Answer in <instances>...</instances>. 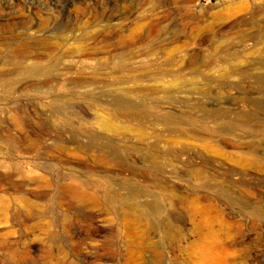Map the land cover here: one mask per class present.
<instances>
[{
    "label": "rangeland",
    "instance_id": "obj_1",
    "mask_svg": "<svg viewBox=\"0 0 264 264\" xmlns=\"http://www.w3.org/2000/svg\"><path fill=\"white\" fill-rule=\"evenodd\" d=\"M160 2L0 0V26L26 22L33 29H44V35L59 44L43 63L53 66L48 75L15 76L14 68L0 63V76H8L7 86L0 81L1 184L6 189H33L38 195L41 184L34 180L40 177L54 188L70 171L82 175L77 164L84 160L81 154L68 152L73 163L58 167L32 156L46 157L50 144L41 143L27 154L34 141L133 140L156 138L157 133V138L170 142L183 165L201 163L207 172L225 178L227 191L237 200L215 194L208 186L216 183L204 179L183 187L188 201L202 208L203 195L214 199L216 216L237 228L236 264H264V57L263 45L256 43L264 35V15L259 14L264 0H169L168 19L160 18L153 36L145 40L157 12L163 11L157 8ZM110 19L120 23L119 28L103 31ZM65 34L72 42L83 36L84 40L60 45ZM12 35L1 29L0 41ZM87 37L93 39L87 41ZM25 39L35 41L32 36ZM242 50L236 61L223 62L230 53ZM68 51L78 56L64 57ZM3 54L0 46V59ZM73 60L85 66L64 72ZM229 67L235 70L227 72ZM126 115L136 118L128 120ZM178 168L182 169L180 164ZM179 176L189 179L182 172ZM113 182L135 188L121 178ZM54 193L38 199L31 210L12 204L35 225L14 246L25 251L21 257L0 240V264H137L138 231L122 224L116 205L108 206L109 225L96 233L95 221L80 211L82 206L66 212L56 206ZM241 196L244 207L238 203ZM131 197L129 203L134 204L122 209L128 221L135 220L138 201L135 194ZM253 211L260 213L256 219L250 218ZM56 216L63 218L64 225L54 220ZM173 221L168 220L179 227ZM186 228H191L188 220ZM193 239L190 235L189 241ZM72 240L93 248L89 252L81 246L72 255ZM10 241L16 243L17 235ZM179 258V264H194L193 256L188 260L184 252Z\"/></svg>",
    "mask_w": 264,
    "mask_h": 264
},
{
    "label": "bare ground",
    "instance_id": "obj_2",
    "mask_svg": "<svg viewBox=\"0 0 264 264\" xmlns=\"http://www.w3.org/2000/svg\"><path fill=\"white\" fill-rule=\"evenodd\" d=\"M168 2L169 0H162L158 4L157 8L163 11L157 12V19L149 28L145 40L153 36L161 24L160 18L168 19ZM262 10L259 11L260 15H264ZM111 20L106 21L107 24H104L103 31L119 28L120 23H111ZM25 23L19 22V24L7 27L0 26V30L4 28L9 30L10 35L14 34L16 29L22 28L25 35L35 39L33 43H29L23 33L19 35L15 33L9 36V39L1 40L0 46L5 56L0 59V63L14 68L12 74L15 76L48 75L52 72L53 66L45 67L43 63H46L57 51L59 44L51 41V35H44V29H33ZM70 37V35H63L60 38V45H71L74 41L84 40L83 36L72 42L69 40ZM92 39L93 37H87L85 40ZM173 39L170 38L171 41ZM256 43L263 45L261 55L264 57V35L258 37ZM242 54L243 50L230 53L228 59L223 62L236 61ZM77 56L78 52L68 51L64 57L73 59ZM77 65L85 66L83 62L73 60L64 72L70 73V70L76 68ZM195 69L201 72L200 68ZM233 70L235 68L229 67L227 72H233ZM7 77L0 76V81L2 80L5 86L8 85ZM124 118L134 120L136 117L126 115ZM154 135L156 138H135L133 140L124 138L54 139L50 142L38 140L31 143L27 154H31L30 152L41 143L46 144L45 146L50 144L51 147L45 148L46 157H41L40 154L32 156L45 163H55L58 167L72 164L68 152H78L84 157V160H80L82 162L77 161L83 172L82 175L68 172L64 175L63 181L57 183L54 188L44 177L34 180L41 184L39 188L41 190H36L39 192L38 195L33 193V189L23 187L6 189L2 186V179H0V240L2 246L9 249V252L13 250L20 257L25 255V251H17L14 246L22 243L27 229L34 223L32 224L33 220L29 216L25 217L17 213L12 204L17 202L31 210L37 205L38 199L45 198L51 191H54L56 206L64 207L66 212L72 207L82 206L81 209L79 208L80 211H84L95 221L94 232L96 233L101 227L109 225L108 206L116 205V211L122 216V224L124 223L128 229L135 227L138 231L137 264H179L182 262L179 258L180 252L186 253L188 260L189 256L190 259L193 256L194 264H236V258L240 254L236 255L239 250L235 251L233 248L237 242V228L224 223L220 217L216 216L214 199L203 195L202 208H198L197 204L191 205L183 188L189 186L191 181L200 182L206 179L216 183L217 187L216 185L208 186L209 189H215V194L235 201L237 198H233L230 191H227V189L230 190L225 185L228 182L223 176L204 170L201 163H194L190 167L183 165V160L172 153L170 142L157 138L160 136L157 133ZM177 164H180L182 169L176 170ZM231 164L239 167L245 166V163L236 161ZM181 172L189 179L180 177ZM116 178H121L128 183L132 182L136 189L126 187L124 184H114L113 180ZM58 179L61 180V178ZM234 185L237 186L239 183L234 182ZM132 193L136 195L138 201L135 202V220L128 221L122 209L134 204L129 203L132 200ZM243 195H246V192ZM240 199L238 203L242 207L246 206L244 197L241 196ZM258 214L260 213L253 211L250 213V218L256 219ZM169 218L176 221L179 227L171 225L168 222ZM54 220L64 225L62 217L56 216ZM187 220L191 223L190 229L186 228ZM15 235L18 241L13 244L10 239ZM190 235L194 238L192 241H189ZM87 239L90 240L92 237ZM81 246H85L89 252L93 248L89 243L72 240L70 243L72 255Z\"/></svg>",
    "mask_w": 264,
    "mask_h": 264
}]
</instances>
